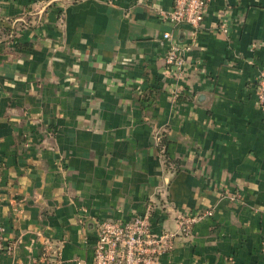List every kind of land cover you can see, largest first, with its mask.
Segmentation results:
<instances>
[{"label":"crops","instance_id":"obj_1","mask_svg":"<svg viewBox=\"0 0 264 264\" xmlns=\"http://www.w3.org/2000/svg\"><path fill=\"white\" fill-rule=\"evenodd\" d=\"M0 0V264H92L97 223L211 210L161 264H264V0ZM191 44L176 82L163 39ZM180 92L175 99L174 93ZM167 158L160 155L159 144ZM159 142V143H158Z\"/></svg>","mask_w":264,"mask_h":264},{"label":"built area","instance_id":"obj_2","mask_svg":"<svg viewBox=\"0 0 264 264\" xmlns=\"http://www.w3.org/2000/svg\"><path fill=\"white\" fill-rule=\"evenodd\" d=\"M210 2L211 0H174L172 11L165 14L164 18L176 27L187 26L197 31L203 25ZM163 39L169 43L165 55L167 67L176 82H185L189 76L188 54L193 49L192 45L174 42L171 33H164ZM253 89L257 104L264 111V71H261L253 81ZM173 96L175 99L179 98L180 92L174 93ZM159 148L160 155L166 159L165 148L160 144ZM1 183L0 170V186ZM152 209V206H148L143 215L127 221L98 222L92 264H161L162 258L174 250L178 239L192 238L196 225L203 218L212 215L211 210L178 212L177 231L157 234L152 230ZM12 252L13 246L7 242L5 228L0 225V258ZM33 264H62V246L46 241L41 256Z\"/></svg>","mask_w":264,"mask_h":264},{"label":"trees","instance_id":"obj_3","mask_svg":"<svg viewBox=\"0 0 264 264\" xmlns=\"http://www.w3.org/2000/svg\"><path fill=\"white\" fill-rule=\"evenodd\" d=\"M161 146L163 147L162 143H161Z\"/></svg>","mask_w":264,"mask_h":264}]
</instances>
